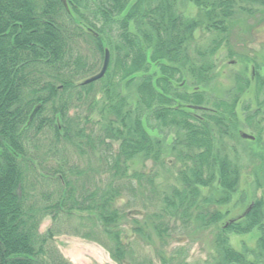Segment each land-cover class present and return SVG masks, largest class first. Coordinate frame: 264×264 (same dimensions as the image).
I'll use <instances>...</instances> for the list:
<instances>
[{
    "label": "trees",
    "instance_id": "16d2710c",
    "mask_svg": "<svg viewBox=\"0 0 264 264\" xmlns=\"http://www.w3.org/2000/svg\"><path fill=\"white\" fill-rule=\"evenodd\" d=\"M181 1L196 6L194 18L180 11ZM257 7L264 0H0V264H71L51 235L39 233L40 218L59 213L79 214L82 237L119 264H144L135 254V235L150 241L153 233L169 245L177 231L172 220L184 227L194 222L201 232L215 228L216 264H264V153L253 149L259 144L264 152V129L255 120L264 99H256L254 113L243 99H205L244 94L249 62L256 85L262 81L255 56L239 54L231 37L238 12L253 16ZM198 30L207 34L199 44ZM81 45L102 63L110 51L98 87L83 84L98 72V60L83 55ZM222 51L231 65L247 62L226 90L216 86ZM240 104L244 125L254 124L255 134L242 129ZM47 132L54 149L70 147L87 166L66 167L65 159L50 170L62 185L60 196L38 207L28 204L24 185L28 173L38 174L31 141L37 148L36 137ZM235 138L252 144L245 150L258 155L261 166L245 213L224 221L222 208L242 176L240 158L227 150ZM163 173L169 175L162 179ZM125 193L156 211L144 222L131 217L127 209L134 204L119 205ZM257 233L258 250L231 244L232 235Z\"/></svg>",
    "mask_w": 264,
    "mask_h": 264
},
{
    "label": "rangeland",
    "instance_id": "374dc122",
    "mask_svg": "<svg viewBox=\"0 0 264 264\" xmlns=\"http://www.w3.org/2000/svg\"><path fill=\"white\" fill-rule=\"evenodd\" d=\"M256 10L255 15L253 16H250L243 11L238 12L232 28L231 37L233 40V47H235L239 54L255 56V59L259 65H261V68L259 69L260 75L264 78V7H257ZM180 11L189 18H194L197 14L196 6L191 2L181 1ZM206 37L207 34L202 30H198L195 34L197 44L201 43ZM246 39L249 41H246ZM81 47L82 48L80 49L83 55L88 56V58L90 57L91 59L94 58V61L96 59L98 60L96 61L98 62L97 69L99 71L102 61H100L97 55L95 56L93 51H89L87 46L81 45ZM218 58L219 63L222 64V70L221 74L217 77L216 86L220 89L226 90L233 86V80L231 79L232 74L242 71L247 65V62L245 59H242L246 63L245 66L240 63L231 65L229 64L230 60H227L225 51H222ZM251 65L252 63L249 62L248 66H246L248 67L246 71L248 77H254V74L251 76ZM97 83L98 82H96L95 85L98 87ZM244 95L250 97L253 94L251 91H248ZM243 100L245 103L248 102V104H251V112L254 113L257 110L258 105L255 104L254 99ZM79 106L83 108L82 103H80ZM242 107L243 104H240L238 109V117L242 123V129L248 133L252 132L255 134L259 129L257 130V128L254 127V124V128L251 127L250 129L246 128L244 125L246 113L243 111ZM76 109L77 108H72L69 111V115L73 116ZM83 109L85 110V108ZM255 115L256 122L258 123V119H260L261 122L259 126L264 129V108L259 110ZM171 137H174V134H172ZM262 139L264 140V134ZM50 140L51 134L47 132L36 137L37 145L35 146H37V148L33 147L34 140L31 141L30 152L34 154L32 156L35 160L34 162L37 163L38 174L34 178V176H30L28 173L27 184L25 180L24 192L28 193L27 202L29 205L45 207L58 200L62 185L54 178V176L49 174V171L59 167L60 164H65V159L67 162L69 159L66 167L75 164L74 162L79 163V167L87 166L86 163L79 162L80 158L78 157V154L73 153V150L70 149V147L60 145L57 149H54L50 144ZM251 145L250 142L242 141L240 138H235L231 141L227 140V150L230 156L236 159L239 157L240 164L243 165V168L238 192L233 196L232 201L222 208L224 212H228L227 218L224 221L238 219L245 213V209L250 205V196L254 190L256 172L261 166L260 157L252 153L249 154V152L245 150L246 146L248 148ZM253 147V149L257 151L256 153H264L260 150L261 147L259 144H255ZM235 151L236 153L234 154ZM169 160L170 164L173 166L175 160L172 159L171 155L169 156ZM141 166L142 165H137L136 168L141 169ZM152 166L153 165L150 162L146 165L147 169H150ZM169 171L173 174L174 170L169 168ZM163 174L162 179L169 175V173ZM215 186H217V184L214 185V187ZM210 193L211 191H209V189L203 190L204 195H209ZM256 193L257 197H261L263 194V188L257 190ZM244 195H247L249 199L244 198L243 202L241 199ZM145 202L146 201H144L141 196L134 199L130 193H125L122 200L119 202V205L133 203L135 208H132L133 205L131 204L127 211H130L131 217H137L141 222H144L146 219H149L147 214L154 213L157 209L155 205H151L147 202V208H144L145 206L143 207V205ZM80 222L79 214L67 216L59 213L57 217H54L52 214L44 215L40 218L39 233L45 238H49L51 235L52 239L50 240V243L71 264H119L112 259L109 251L102 245L82 237L85 233V227H81ZM171 223L177 228V231L170 244L166 247H163V244L160 243L153 233L151 234L152 239L150 238V241L147 238H141L140 236L135 235V254L141 260L143 259L144 264H147L149 261H152L154 264H162L161 257L163 256L169 264H216L217 250L214 243H212L215 228L201 232L198 230V226L194 222H192L189 227L182 226L180 221L172 220ZM77 226H80L82 231H77L79 229ZM257 238L258 233L254 235H232L231 244L237 250H240L243 244L249 249L258 250Z\"/></svg>",
    "mask_w": 264,
    "mask_h": 264
},
{
    "label": "flooded vegetation",
    "instance_id": "af4514ba",
    "mask_svg": "<svg viewBox=\"0 0 264 264\" xmlns=\"http://www.w3.org/2000/svg\"><path fill=\"white\" fill-rule=\"evenodd\" d=\"M249 41L248 39H246ZM254 74V77H251V82L248 84V87L245 91H251L253 95L250 97H247L246 95H238L234 97H225V96H210V97H205V99H254V102L256 103V99H264V78L262 77V81L259 82V85H256V72H255V67L254 65H251V76ZM261 83V84H260ZM253 87V88H252ZM252 88V89H251ZM251 89V90H250Z\"/></svg>",
    "mask_w": 264,
    "mask_h": 264
},
{
    "label": "water",
    "instance_id": "95a60500",
    "mask_svg": "<svg viewBox=\"0 0 264 264\" xmlns=\"http://www.w3.org/2000/svg\"><path fill=\"white\" fill-rule=\"evenodd\" d=\"M110 62H111V54H110V51L108 49H106L105 53H104L103 64H102V67H101L100 71L98 73H96L95 75L87 78L83 82V84L87 85V84H90V83H93V82H96V81H99L100 79H102L105 76V74L107 73L108 69H109ZM40 107L41 106L38 105V106H36L34 108V110L32 111V113L30 115V120H33V118L35 117V115L39 111ZM195 108H198V107H195ZM243 136L249 137L247 134H243Z\"/></svg>",
    "mask_w": 264,
    "mask_h": 264
}]
</instances>
